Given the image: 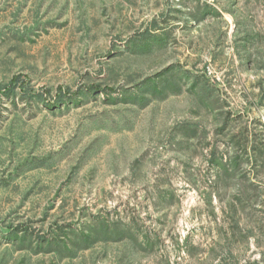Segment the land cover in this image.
<instances>
[{
	"label": "rangeland",
	"instance_id": "obj_1",
	"mask_svg": "<svg viewBox=\"0 0 264 264\" xmlns=\"http://www.w3.org/2000/svg\"><path fill=\"white\" fill-rule=\"evenodd\" d=\"M0 264H264V0H0Z\"/></svg>",
	"mask_w": 264,
	"mask_h": 264
},
{
	"label": "trees",
	"instance_id": "obj_2",
	"mask_svg": "<svg viewBox=\"0 0 264 264\" xmlns=\"http://www.w3.org/2000/svg\"><path fill=\"white\" fill-rule=\"evenodd\" d=\"M6 91H7V90H6ZM61 93H62V91L60 90V91H59V94H58L57 97H56V99H60V97H61V96H60Z\"/></svg>",
	"mask_w": 264,
	"mask_h": 264
}]
</instances>
